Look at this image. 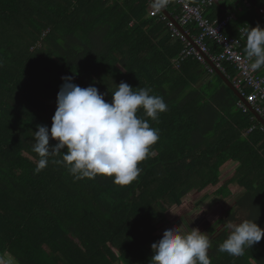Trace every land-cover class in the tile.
I'll list each match as a JSON object with an SVG mask.
<instances>
[{"label":"trees","instance_id":"16d2710c","mask_svg":"<svg viewBox=\"0 0 264 264\" xmlns=\"http://www.w3.org/2000/svg\"><path fill=\"white\" fill-rule=\"evenodd\" d=\"M248 1L250 7L217 0L204 15L214 20L235 10L226 35H237L240 26L264 27V0ZM152 6L151 0H0V255L17 264H149V244L161 238L156 221L192 190L220 182L228 162L233 172L215 194L228 197L232 183L243 193L217 219L215 236L207 224L211 264H264V237L241 256L217 251L229 222L249 219L264 229V130L214 71L191 57L178 67L172 62L184 43L166 19L149 14ZM186 28L198 32L195 23ZM226 66L233 81L235 69ZM63 76L97 87L107 101L121 81L164 98L168 110L158 123L137 112L159 129V139L130 184L104 175L75 180L51 162L62 155L34 172L33 132L37 125L50 128ZM252 123L258 128L243 136ZM192 218L198 222L199 215Z\"/></svg>","mask_w":264,"mask_h":264},{"label":"clouds","instance_id":"9594fccd","mask_svg":"<svg viewBox=\"0 0 264 264\" xmlns=\"http://www.w3.org/2000/svg\"><path fill=\"white\" fill-rule=\"evenodd\" d=\"M168 3L154 0L153 7L160 10ZM240 36L245 40L249 68L256 71L264 67V27L247 25L240 29ZM61 79L50 128L37 125L33 132L32 151L39 157L34 172L47 167L50 156L62 155V159L51 162L64 165L75 180L104 175L121 186L136 180L141 172L138 164L148 158L151 146L159 139V129L137 112L142 109L144 116L158 123L160 113L168 110L164 98L150 94L151 88L133 91L130 84L121 81L107 101L105 93L93 85L80 87L72 76ZM50 139L55 145L49 144ZM227 228L228 235L217 251L232 256L243 255L246 247L264 237V229L254 220L229 222ZM150 248L149 264H211L209 236L188 223L166 227Z\"/></svg>","mask_w":264,"mask_h":264},{"label":"built area","instance_id":"2783aa9c","mask_svg":"<svg viewBox=\"0 0 264 264\" xmlns=\"http://www.w3.org/2000/svg\"><path fill=\"white\" fill-rule=\"evenodd\" d=\"M215 2L216 0H198L197 2L169 0L165 8L167 10L169 7L175 9L174 14L168 10L173 19H169L161 10H157L153 6L149 10V14L151 16L159 14L163 19H166L167 26L172 34L184 43L181 51L172 59L177 67L180 62L191 57L204 64L209 71H214L208 63V60H211L226 75V65H232L237 77L231 82L245 98V101L238 98L236 106L243 112H248L250 111L248 104H250L264 119V74L260 75L249 68V61L242 50L244 39L240 36V29L243 26L237 28V35L225 34L228 23L236 18L235 10H228L222 18L214 20H209L204 15L205 10ZM152 4L154 3L152 2ZM245 5L250 7V1L245 0ZM262 11L263 9H259V12ZM176 23L184 29L183 32L179 30ZM191 23H195L198 27V32L195 34H189L186 28ZM208 40H212L219 45L221 51L218 53L212 52ZM252 119L256 120L254 115ZM256 128H258L257 124L252 123L242 131V134L246 136ZM260 129L264 130L262 124Z\"/></svg>","mask_w":264,"mask_h":264},{"label":"rangeland","instance_id":"374dc122","mask_svg":"<svg viewBox=\"0 0 264 264\" xmlns=\"http://www.w3.org/2000/svg\"><path fill=\"white\" fill-rule=\"evenodd\" d=\"M233 168V164L231 166L227 162L220 169V182L218 180L216 184L209 185L199 192L192 190L188 195L183 197L181 205H174L168 208L156 221L158 230L161 229V235L159 236L162 237V233L166 227L180 225L181 223H188L189 227L198 228L200 231H204L207 224H210L209 227L213 224L214 230H220L221 225L217 222V219L222 217L227 209L233 207V197L230 196L227 200H224L222 197L215 194V189L231 176ZM234 186L235 184L232 183L229 185V188L233 189ZM205 191H207V194H203ZM195 215H199L198 222L193 221L192 216ZM150 245L151 244H149V248ZM121 263L124 264L123 261L118 262V264ZM0 264H17V262L10 255L3 254V256L0 255Z\"/></svg>","mask_w":264,"mask_h":264},{"label":"water","instance_id":"95a60500","mask_svg":"<svg viewBox=\"0 0 264 264\" xmlns=\"http://www.w3.org/2000/svg\"><path fill=\"white\" fill-rule=\"evenodd\" d=\"M153 3H154V0H151ZM169 19H173L172 16L170 15L169 11L166 9V8H163V9H160ZM177 27L179 28L180 31H184V29L179 25L177 24ZM189 38V37H188ZM208 63L209 65L214 69V72L220 76V78L224 81V83L229 87L230 90H232L234 92V94L245 101V98L240 94V92L237 90L236 87H234L233 83L229 80V78L224 74L222 73L215 65L214 63L211 61V60H208ZM248 104V103H247ZM249 107H250V111L251 113L255 116V118L257 119V121H259L263 126H264V119L263 117L257 113L252 107L250 104H248Z\"/></svg>","mask_w":264,"mask_h":264},{"label":"crops","instance_id":"0c3cea01","mask_svg":"<svg viewBox=\"0 0 264 264\" xmlns=\"http://www.w3.org/2000/svg\"><path fill=\"white\" fill-rule=\"evenodd\" d=\"M217 1V0H216ZM243 135V134H242ZM244 136V135H243ZM247 136V135H246ZM230 190H231V194L228 196V197H225V198H223L224 200H227V198H229L230 196H232L233 197V205L235 204V202L237 201V200H239V198H240V196H241V194L243 193V189L241 188V187H239L237 184H235V186H234V188L232 189V188H230ZM226 212V211H225ZM222 213H224V212H222Z\"/></svg>","mask_w":264,"mask_h":264},{"label":"flooded vegetation","instance_id":"af4514ba","mask_svg":"<svg viewBox=\"0 0 264 264\" xmlns=\"http://www.w3.org/2000/svg\"><path fill=\"white\" fill-rule=\"evenodd\" d=\"M191 220H192V219H191ZM193 221H194V220H193ZM193 225H194V224H193ZM209 225H210V224H209ZM194 226H195V225H194ZM203 226H204V224H203ZM211 227H214V225L212 224V225L210 226V228H211ZM207 228H208V226H206V227H205V230H204V231H201V232H205V233H207V232H206ZM211 232H212V231H211ZM213 232H214V235H213L212 233H211V235H212V236H215V234L217 233V231L215 230V231H213Z\"/></svg>","mask_w":264,"mask_h":264}]
</instances>
